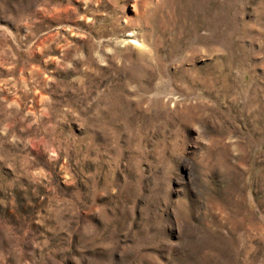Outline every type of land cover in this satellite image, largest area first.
<instances>
[{"label": "rangeland", "instance_id": "374dc122", "mask_svg": "<svg viewBox=\"0 0 264 264\" xmlns=\"http://www.w3.org/2000/svg\"><path fill=\"white\" fill-rule=\"evenodd\" d=\"M132 1L0 0V264H264V0Z\"/></svg>", "mask_w": 264, "mask_h": 264}, {"label": "bare ground", "instance_id": "6f19581e", "mask_svg": "<svg viewBox=\"0 0 264 264\" xmlns=\"http://www.w3.org/2000/svg\"><path fill=\"white\" fill-rule=\"evenodd\" d=\"M131 4H132V5H131ZM131 4H130V5L133 6V10L135 11V10H136V9H135L136 0H133ZM136 5H139V3L136 4ZM141 5H142V4H141ZM136 7H137V6H136ZM137 11H138V10H137Z\"/></svg>", "mask_w": 264, "mask_h": 264}]
</instances>
